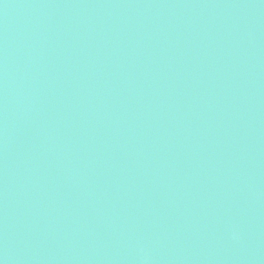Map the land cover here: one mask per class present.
<instances>
[{
    "label": "water",
    "instance_id": "1",
    "mask_svg": "<svg viewBox=\"0 0 264 264\" xmlns=\"http://www.w3.org/2000/svg\"><path fill=\"white\" fill-rule=\"evenodd\" d=\"M0 264H264V0H0Z\"/></svg>",
    "mask_w": 264,
    "mask_h": 264
}]
</instances>
